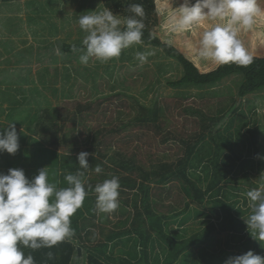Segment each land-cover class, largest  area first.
<instances>
[{"label": "rangeland", "instance_id": "1", "mask_svg": "<svg viewBox=\"0 0 264 264\" xmlns=\"http://www.w3.org/2000/svg\"><path fill=\"white\" fill-rule=\"evenodd\" d=\"M167 1V5L174 9H178L179 4L183 2V0ZM104 9L106 7L102 0H21L0 3V132L7 129L11 121L15 124L19 136V149L14 155L6 151L0 152V173L6 174L9 168L21 167L30 172L33 166L47 167L49 176L52 171V177L61 175L63 182L65 175L71 173L69 169L61 168V161H59L61 147L58 151L49 149V153L54 152L57 155L53 160L46 159L44 164H39L40 150L46 148L40 139V130L32 125V120L39 108L42 111L59 115V112L67 107L76 106L78 103L89 104L100 96H107L108 98L103 103L107 105V108L109 107V110L112 108L123 109L124 114H127L131 111L133 99L131 97L146 106H151L156 102L167 113H165L167 116L163 117L164 119L161 118L160 121L162 132L156 134L150 130L149 140L158 142L163 132L171 127V123L176 127L185 125V131L192 128L198 132L201 131V123H194L189 117L190 114L186 115L185 113L184 115L181 113L183 109L180 108L198 109L209 116L224 106V113L227 112L230 105L237 99L236 108L229 113L217 131L226 138V143L224 141L223 144H227L225 147L221 146L218 160L221 161L222 158L229 155L232 157L241 155L252 161L253 168L251 166L239 168L230 173L231 179H235V182L234 185L229 183L230 187L225 189L229 192L234 187L237 189V197L233 202L234 207L241 210L240 219H243V216L247 217L249 214L246 210L249 207L246 192L264 184V88L238 98L237 88L242 81L240 74H231L211 87L172 86L169 82L181 77L182 68L180 65L175 60L165 57L159 48L145 45L142 42L122 50L118 58H112L106 63L90 58L88 65H82L78 61L79 53H66L64 45L81 44L86 35L79 28L77 22L81 15ZM114 14L117 13L114 12ZM117 15L120 19H124L119 14ZM57 50L60 55H57ZM136 52H151L153 54L148 56L146 63L141 65L135 59ZM52 67L54 74L51 72ZM2 89L9 90L11 95L2 93ZM116 92H122L120 97L113 96ZM121 101L124 102L120 106ZM126 102L129 105L126 106ZM88 112L78 119L77 128L79 131L81 127L83 129L87 125L86 128L90 131L93 126L100 123L97 115L94 117L88 115L93 111ZM222 114L223 112L217 113L215 116L219 117ZM244 118L245 121H243ZM60 119L57 117L58 121ZM124 119L128 118L125 116ZM106 120L109 118L106 117L103 121ZM218 133L216 137H219ZM213 136L207 131L205 132L204 145L201 154H199L201 158L197 163L198 167L191 171L193 176L198 173H202V176L204 172L202 167L205 164L212 171L213 165L209 158L214 155L215 151ZM252 137L256 150L250 143ZM83 142L82 136L77 153L88 147ZM158 144L160 150L163 151L162 159L173 160L174 143L169 141ZM155 147L153 149L157 151L159 148ZM36 154H38L37 157ZM106 161L113 166L110 160ZM53 166L56 168L54 171ZM49 170H51L50 173ZM83 173L86 190L88 184L94 186L113 175L111 170L106 171V178L103 179L97 177L95 171ZM209 179H203V182L198 181L197 183L200 186H206ZM175 182L177 186L181 184ZM50 183L54 184V182ZM177 191L175 188L170 198H165L162 201H175V192ZM92 199L94 200V197H89L87 203ZM125 200L128 201L125 202ZM149 200L153 203L156 199L151 197ZM186 203L188 208L184 210ZM182 204L184 205L176 204V207L174 206L176 210L173 212H179V215L176 219L170 218L166 228L169 233L176 231L188 238L193 233L204 229L208 219L206 215L210 214V209L196 204L193 198L188 197ZM82 214L79 216V224L88 216V213ZM134 214V205L129 201L128 196H122V198L119 196V207L113 213H107L106 216L109 219L107 223L103 224V219H98L97 223H101V225L90 228L92 225L90 222L82 232L84 245L95 246L97 240H106L110 231L131 230ZM184 218L186 219L184 220ZM134 234L131 230L118 238L109 240L108 245L112 244L113 247L107 248L105 253L99 255V258L111 264H123L125 261L126 264H133L138 261L143 246L138 241L134 248V243L130 239ZM213 235L215 238H224V233L221 231H214ZM165 246L166 243L160 241L157 235L154 247H147L148 264H166L163 252ZM191 249L195 254L198 253V246H193ZM234 251L238 250L234 249ZM87 253H89L87 250H81L78 264H86ZM260 254L264 255V247ZM168 264H181V260Z\"/></svg>", "mask_w": 264, "mask_h": 264}, {"label": "trees", "instance_id": "2", "mask_svg": "<svg viewBox=\"0 0 264 264\" xmlns=\"http://www.w3.org/2000/svg\"><path fill=\"white\" fill-rule=\"evenodd\" d=\"M14 1L21 0H0V3ZM191 2L195 3V0H191ZM102 3L106 8L123 18L131 15L127 11L130 4L139 3L143 6L145 15L142 20L145 27L142 43L159 48L165 57L175 60L182 68L181 77L169 82L170 85L205 88L215 85L231 74H240L242 81L237 88L238 98L264 88V0H257L262 15L257 18L253 28L250 30L242 29L238 33V39L253 57V62L246 67L236 64L217 66L214 62L202 60L196 55L203 31L217 22L205 21L200 25H194L190 31L178 33L171 31L170 27L172 14L176 13L178 9L167 5V0H102ZM72 45H64L66 53H74ZM75 45L81 46V44ZM51 70L53 73V67ZM1 92L10 94L7 89H2ZM121 93L116 92L113 96L118 98ZM107 98V96H100L89 104L78 103L76 106L73 105L62 110L59 115L42 111L39 108L32 120V125L40 130V139L46 146V149L43 150L44 157L47 155L49 159L53 160L57 154L49 153V149L58 151L60 147L62 148L59 153L62 169H69L71 174H75L78 170L94 172L95 167L99 165L102 172L97 173V177L106 178V171L109 170L113 171V175L109 173L110 178L112 176L119 177V196L121 198L128 196L135 209L134 218L131 221V230L135 234L130 239L134 243V248L138 241L143 246L140 251V259L138 258L139 260L137 259L138 261L133 264H144V262L148 264L147 247H154L157 235L160 241L166 243L163 251L166 264L180 260L181 264H223L228 257L243 254L250 249L254 253L260 254L263 247L259 241L250 236L246 230L247 226L244 219H240L241 210L234 207L233 202L237 197V189L234 187L230 192L225 190L226 187H230L229 183L235 182V179H231L230 173L239 168L249 166L253 168L252 161L241 155H234V157L229 155L222 158L221 161L218 160L221 146L225 147L227 144H223L224 141L226 143V138L217 131L229 113L236 108L237 99L230 105L231 107L227 112L224 113V106L221 108L222 111L218 110L212 114L210 111L211 115L209 116L198 109L180 108L183 109L181 113L184 115L185 113L186 115L190 114L189 117L194 123H201V131L198 132L195 128L185 131V125L176 127L175 124L171 123V127L163 132L160 140L153 142L149 140L150 130L156 134L162 132L160 121L161 118L167 116L161 105L154 102L151 106H146L131 97L133 98L131 111L124 114L123 109L112 108L109 110V107L107 108V105L103 103ZM123 102H120V106ZM127 105L129 104L126 102ZM88 111H93L88 115L90 117L97 115L100 123L93 126L90 131L86 128L88 125L83 129L81 127L79 131L77 128L78 119L85 113H89ZM221 112H223L221 116H215ZM125 116L128 118L127 120L124 119ZM57 117L61 118L60 121L57 120ZM106 117L109 120L103 121ZM206 131L214 135L212 139L215 151L213 150L214 155L209 158L213 165L212 171L205 164L202 167L203 175L198 173L193 176L191 171L198 167L197 163L201 158L199 154L202 152ZM217 133L219 137H216ZM82 136L83 143L88 145L83 151L90 154L87 157L89 163L87 170L80 169L76 160L78 155L76 151L79 149ZM169 141L174 143V158L166 161L162 159L163 151L160 150L158 143ZM250 143L256 150L253 146L254 138L250 140ZM155 146L159 148L157 151L153 149L156 148ZM206 154L208 155V151ZM103 159L110 160L113 166ZM203 179H209L206 186L198 185L197 182H203ZM173 180L181 184L177 186ZM175 188L178 190L175 192V201L163 202V199L170 198ZM180 190L182 192H179ZM87 197L83 206L71 217V227L74 230L71 239L60 242L51 248H41L35 251L30 248H23L25 256L31 254L35 264H77L80 260L77 247H80L81 250L84 249L89 252L86 255V264H111L102 261L99 255L105 253L107 248L113 247L112 244L108 245L109 240L118 238V236L131 230L110 231L106 240H97L95 246L87 247L84 245L80 232L84 231L90 222L91 228L96 227L95 225H101V223H97L98 219H103V224L109 221L106 216L107 213L103 215V213L97 214L94 211L95 193ZM89 197H94V200L92 199L87 203ZM151 197L156 199L153 203L149 200ZM187 197L193 198L196 204L210 209V214L206 215L208 219L204 229L193 233L188 238L176 231L169 233L166 228L169 225V219L179 215V212H173L176 210L174 206L176 204H179L178 206L184 205L182 202ZM127 201L125 200V202ZM158 201L161 202L157 203ZM88 205V216L79 224L78 218L83 215L82 212L86 210ZM187 208L188 204L186 203L184 210ZM246 211L249 215L251 214V209L248 208ZM214 231L223 232L224 238H215ZM193 246H198L197 254L192 251L191 247ZM234 249H237L238 253ZM129 254L136 256L132 253ZM123 264H126V261Z\"/></svg>", "mask_w": 264, "mask_h": 264}, {"label": "clouds", "instance_id": "3", "mask_svg": "<svg viewBox=\"0 0 264 264\" xmlns=\"http://www.w3.org/2000/svg\"><path fill=\"white\" fill-rule=\"evenodd\" d=\"M127 11L131 15L123 20L106 8L78 18V25L86 35L81 46L73 44L72 51L79 53L78 61L88 65L90 58L106 63L118 58L122 50L142 42L145 27L142 18L144 8L139 3L130 4ZM171 20V31L183 33L194 25L214 21L205 28L199 40L196 55L217 66L236 64L246 67L253 62L238 33L250 30L262 15L257 0H183ZM151 52H136L135 59L143 65ZM57 55L60 52L57 50ZM19 149V136L15 124L0 132V152L15 154ZM87 151L78 153L76 160L80 169L87 170ZM101 173L97 165L94 169ZM84 173L66 174L67 187L57 189L48 180L47 167L29 179L22 168H9L0 173V264H35L31 254L25 256L23 248L35 251L51 248L60 242L71 239L74 230L71 217L83 206L91 190L96 195L97 214L113 213L119 207V177L112 176L85 187ZM251 214L243 216L250 236L264 247V184L246 192ZM51 256V253H49ZM223 264H264V255L253 250L228 257Z\"/></svg>", "mask_w": 264, "mask_h": 264}, {"label": "crops", "instance_id": "4", "mask_svg": "<svg viewBox=\"0 0 264 264\" xmlns=\"http://www.w3.org/2000/svg\"><path fill=\"white\" fill-rule=\"evenodd\" d=\"M46 149V148H45ZM43 150H44V148H43ZM42 150V151H43ZM41 150H40V152L41 153H39V157H41V159H40V163L39 164H44V162H45V160L46 159H49V157H47V155H46V157H44L43 156V152H42ZM38 156V154H36V157ZM42 162V163H41ZM43 167V166H42ZM54 167V166H53ZM19 168H21V167H19ZM41 167H37V166H33V169L30 171V172H27V171H25L24 170V172H25V175L29 178V176H30V179L31 178H33L35 175H37L38 174V170L40 169ZM23 169V168H22ZM56 168L54 167V169H53V171L55 170ZM51 170H52V168H51ZM51 170H49V173H50V171ZM54 177V178H53ZM53 177H52V171H51V175L49 176V174H48V180H49V182H54V184L56 185V187H57V189H59V188H64V187H66V185H67V182L66 181H64L63 182V179H62V176L61 175H56V176H54L53 175ZM94 187V186H93ZM88 190V189H87ZM89 191V194H88V196H92V195H94V193L91 191V190H88ZM89 208V207H88ZM88 208H86V210H83V212L82 213H87L88 212ZM78 213H79V211H78ZM74 216V215H73ZM72 216V217H73ZM176 219V218H175ZM78 220H79V218H78ZM82 232H84V231H82ZM82 232H80V234H81V236H83V233ZM80 236V237H81ZM82 240H83V238H82ZM83 242H84V240H83ZM78 264V263H77Z\"/></svg>", "mask_w": 264, "mask_h": 264}, {"label": "water", "instance_id": "5", "mask_svg": "<svg viewBox=\"0 0 264 264\" xmlns=\"http://www.w3.org/2000/svg\"><path fill=\"white\" fill-rule=\"evenodd\" d=\"M77 251H78V255H80L81 254V248L77 247Z\"/></svg>", "mask_w": 264, "mask_h": 264}]
</instances>
